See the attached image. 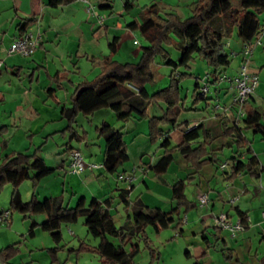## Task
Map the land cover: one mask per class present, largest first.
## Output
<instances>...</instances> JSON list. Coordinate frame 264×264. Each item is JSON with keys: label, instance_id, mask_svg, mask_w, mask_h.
Segmentation results:
<instances>
[{"label": "crops", "instance_id": "1", "mask_svg": "<svg viewBox=\"0 0 264 264\" xmlns=\"http://www.w3.org/2000/svg\"><path fill=\"white\" fill-rule=\"evenodd\" d=\"M196 1L185 0L191 10ZM47 2L48 0H0V59L3 61L0 71V161L10 154L32 155L40 148L37 153L44 161L47 171L36 179L37 189L41 188L43 180L49 183L44 199L60 197L64 203L68 192L70 197L67 205L72 204L76 197H83L87 206L93 198L103 201L114 197L113 205L118 206L112 210V205L111 214H115L114 218L117 217V221L114 220L116 225L121 226L124 217L118 213V208L122 207L123 210V206L116 198L118 190L125 188V184L118 181L119 175L107 174L104 169L88 170L80 175L70 174L68 171L69 152L73 149L82 153L86 163L101 165L103 139L98 135L91 138L85 132L80 143L73 149L69 145L66 147L64 161L59 155L62 145L54 147L48 143L57 136L69 140L68 133L65 132L67 122L62 118L61 110L71 108L72 96L79 84L92 82L101 73L104 60L110 54L109 44L112 39L118 38L113 60L119 63H135L141 55V48L146 45L137 31H130L125 27L135 21V18L124 24L116 20L110 23L111 18L107 19L102 15L104 21L100 23L95 16L86 12L78 0H70L57 8L48 7ZM90 3L96 7L99 15L98 10H112L113 7L111 0H90ZM101 6L110 8L100 9ZM132 7L133 3L125 0L124 12L121 11L120 16L128 14ZM216 19L222 23L221 19ZM27 21L31 23L25 27V32L41 36L38 48L27 58L7 55V49L20 36V27ZM233 32L234 30L225 37L230 42L226 46L224 44V47L230 48L231 57L235 54L233 58L235 57L237 64L236 69L232 70L233 75L229 76L238 72L241 62L239 54L243 47L240 39H232ZM261 46L253 50L252 56L260 52ZM123 51L124 57L120 59ZM250 71L256 73L253 68ZM200 76L197 74L195 79L198 81ZM259 88L260 86L255 92ZM232 94L233 91L228 86L220 84L209 92L204 104L194 101L190 107L185 106L187 109L179 115L175 128L164 129L171 145L177 146L182 142L186 129L202 125L211 138L209 151L217 156L215 164L202 167L184 191L187 201L193 207L185 215L180 212L181 236L187 234L189 237L187 242L191 250L186 254L194 263L264 264V191L259 189V184L264 183V152L252 149L249 141L252 150L249 157L258 161L253 173L246 170L232 176L230 167L224 172L218 169L221 157L228 160L235 156L234 146L228 148L229 140L222 136L221 130L222 124L230 127L235 122V112L231 107ZM215 100L226 107L224 114L212 110L211 103ZM248 106L261 110L254 94L250 97ZM119 110L120 106L114 105L91 116H84L83 119L89 123L95 121L98 125L107 123L122 133L126 145H135L134 162L127 163L120 171L121 174L129 175L136 169L129 199L139 198L145 206L163 212L171 210L174 206L171 187L179 180L194 175L195 171L176 153L167 172L160 178L155 177L149 167L157 162L162 153L157 148L162 140L155 145L151 144L146 121L136 118L119 120L116 116ZM164 110L165 105L162 103L153 105L147 110V115L160 118ZM79 117L80 115L76 118L77 121ZM74 131L76 132L75 129ZM35 143L40 145L35 146ZM226 150L231 153L229 158L224 156ZM240 153L239 160L246 162L249 157ZM201 195L207 196L206 205L199 206L197 198ZM232 199L235 201L231 202ZM237 211L245 216L246 227L231 239L227 231L215 226L214 218L224 214L231 223H235L239 218ZM123 215L126 216L124 211Z\"/></svg>", "mask_w": 264, "mask_h": 264}, {"label": "trees", "instance_id": "2", "mask_svg": "<svg viewBox=\"0 0 264 264\" xmlns=\"http://www.w3.org/2000/svg\"><path fill=\"white\" fill-rule=\"evenodd\" d=\"M69 2L70 0H48L47 6L57 8ZM107 8L110 7H100V9ZM157 11L156 5L144 7L141 12V22L135 20L125 26L130 31L139 32L148 43L141 48L139 63L120 64L113 60L118 44V38L114 37L109 44L110 54L104 60L101 73L92 82L81 83L76 87L71 108L62 109L61 116L67 122L65 132L68 133L69 140L81 141L82 138L72 127L79 115L91 116L99 110L119 105L117 119L146 120L151 144L162 140L159 147L162 153L157 162L149 167L155 177L160 178L167 172L176 153L195 171V174L179 180L171 187V200L174 206L166 212L145 206L139 198L130 200V191L125 188L119 189L116 199L123 206L126 216L122 225L117 226L111 214L114 197L103 201L93 198L87 206L85 199L81 197L75 207L64 206L60 197L38 200L36 177L47 171L44 161L37 153L40 148L32 155L19 153L5 155L0 163V190L6 184L11 185L10 208L22 214L24 218L28 215L45 217L40 224L33 220L30 222L29 236H34L36 228L48 233L56 245L51 251L52 254L62 241L61 226L74 224L81 217L84 218L83 225L87 234L98 240L94 251L101 257L103 264H133V258L138 253V245L132 242L141 238L147 240L146 227L151 226L155 232H159L173 226L178 231L177 234L181 235L180 212L182 211L181 215H185L193 207L185 197V187L202 167L214 165L217 161V156L209 151L211 138L202 125L186 129L182 142L177 146H172L166 137L164 129L175 128L178 117L184 110V101L181 100L178 86L183 74L176 72L179 67H188L196 55L210 69L209 84L215 86L219 77L230 65L223 40L232 30H236L237 38L243 43L261 38L264 47V25L258 19V15L264 12V0H197L193 5L191 16L184 21H180L173 14L161 18ZM216 18L222 20L224 33L211 27L212 21ZM29 23L31 22L27 21L20 27V35L25 33L24 29ZM169 34H173L177 39V42L173 41V45L180 53L178 62L172 61L163 49L164 43L172 42ZM158 55L162 64L172 69L171 84L163 90L150 94L146 87L155 80V57ZM198 89L199 80L195 79L194 101L206 102V98L197 94ZM160 103L165 105L162 116L149 117L147 115L149 107ZM244 111V119L235 120L230 127L225 124L221 126L222 136L229 140L228 148L232 145L235 148L233 153L235 156L227 162L232 176L246 170L253 173L258 165L254 157H249L252 155V150L245 132L252 130L253 134H258L264 141V114L259 109L248 106V102L244 106ZM96 132L104 141L102 165L105 172L112 175L118 173L129 159L122 133L107 123L99 125ZM240 152L249 157L246 162L239 160ZM26 181L31 182L32 194L28 202H23L19 187ZM237 215L243 223H246L243 214L237 211ZM113 240L117 241V244ZM127 244H130V251L125 249ZM82 248L85 249L84 246ZM9 253L8 248L0 252V259H5ZM221 253L225 254L223 250Z\"/></svg>", "mask_w": 264, "mask_h": 264}, {"label": "rangeland", "instance_id": "3", "mask_svg": "<svg viewBox=\"0 0 264 264\" xmlns=\"http://www.w3.org/2000/svg\"><path fill=\"white\" fill-rule=\"evenodd\" d=\"M133 3V7L129 10L128 14H124L122 17L121 11H123V4L125 0H111L113 3L112 10H98L101 15H104L107 19L111 18L112 20H116L120 23H125L126 21L130 22L135 18L136 21L141 22V12L144 7H150L152 5L157 6L158 15L161 18H166L168 14L175 15L180 21H184L188 19L192 10L187 6L185 0H130ZM93 4V2H91ZM97 10V9H96ZM258 19L262 25H264V12H261L258 15ZM212 27L224 33L223 24L218 21V19H214L211 23ZM138 36L140 33L138 32ZM143 43L147 46L148 43L141 37ZM169 39L172 41L171 44L164 43L163 49L168 53L169 58L178 62L180 53L177 50L176 46L173 45V41L177 42L176 37L173 34H169ZM225 39V38H224ZM232 39L236 41L237 34L236 30L233 32ZM230 42V39H225V46ZM144 45V46H145ZM225 52L229 56L230 65L226 69L227 75H233L232 70H235L237 67L236 60H234L233 56L230 55V48L225 47ZM124 51L120 53L119 58L123 59ZM139 56L138 60L135 63L137 64L140 61ZM116 61V60H114ZM248 67L253 68L258 76V81L260 86L257 92H254V98L257 102V106L260 107V111H264V47H260V52L256 53L254 56L250 58ZM117 62V61H116ZM119 63V62H117ZM127 62H123L120 64H125ZM155 80L151 84H147V90L150 94H154L160 90L167 88L171 84V68L166 67L162 64L160 55L155 57ZM210 69L206 65L204 61H202L196 55L194 59L188 64V67H179L176 73L183 74V77L179 83V91L181 100L184 101L183 108L190 107L194 103L193 91L195 85L196 75L199 74L200 79L208 74ZM84 73L85 70H84ZM226 86V85H225ZM224 87V86H222ZM210 91H213L215 88L210 86ZM232 91L231 89H229ZM232 97V96H231ZM204 104L203 101H197V104ZM264 114V112H263ZM84 116L80 115V117L75 120L73 124V129L78 132V136L83 138L84 133H88L89 137H94L97 134L96 128L99 127L97 122L91 121L90 123L84 121ZM91 120V119H90ZM88 120V121H90ZM77 121V123H76ZM146 121V120H145ZM147 124V121H146ZM84 129V130H82ZM148 130V125H147ZM245 137L248 141L251 142L252 149L257 151L264 152V141L261 140L258 134H253L252 130H247L245 132ZM61 137L57 136L53 139L49 140L48 145H62L60 150V156L62 161L66 159L64 156L66 154V147L69 145L72 149L76 146L80 141L72 140L69 141L67 138L60 139ZM90 138V139H91ZM256 141V143H255ZM150 142V140H149ZM255 144V145H254ZM261 144V145H259ZM38 146L40 144H34ZM155 145V144H154ZM160 145L158 144V150ZM83 148V147H82ZM156 148V149H157ZM155 149V150H156ZM154 150V151H155ZM43 152L45 150L43 149ZM127 152L130 160L126 162L132 164L135 160L134 154L135 145L129 146L127 145ZM153 153V151H152ZM224 156L229 158L231 153L226 150L224 151ZM229 160V159H228ZM228 160H223L222 157L219 159L220 163H226ZM1 163V161H0ZM123 165V166H124ZM122 166V167H123ZM121 169H119L118 173H115V176L121 174ZM128 173V172H127ZM51 179V178H50ZM60 182V181H59ZM62 184V183H61ZM60 184V185H61ZM49 183L46 180L41 182V188L36 190V196L38 200H44V193L48 191ZM124 186V185H123ZM12 193V187L10 184H6L0 190V214L8 211L10 213L9 219L4 223L0 224V252L5 249H10L9 255L5 257V259H0V264H103L101 257L97 252L94 251V248L98 245V240L90 237L87 234L86 228L83 225L84 218H78V220L71 225H62L61 226V235L62 241L59 245V248L55 251L54 254L51 253L52 249L56 248V245L51 240V237L48 233L43 232L39 228L35 229L34 236H29V226L30 222L36 221L40 224L44 221L45 217L43 215H28L24 218V216L16 211L11 210L10 208V197ZM19 193L21 195V199L23 202H28L31 198L32 194V186L31 182L26 181L22 183L19 188ZM64 206L75 207L77 203L78 197L72 202V204L67 205L69 201L68 192L65 194ZM70 195V194H69ZM118 205H113L117 207ZM118 213L122 215L123 221L125 220V216L123 215L122 207L118 208ZM115 214H112L114 216ZM114 218V217H113ZM182 218V217H181ZM117 221V217L114 218ZM173 226H170L167 229H163L159 232H155L151 226L146 227L145 235L147 240L140 239L138 241H133V244L138 245V253L133 258V264H193L194 262L187 257V252H190L191 246L188 244L187 239L189 238L187 234L183 236L177 234ZM115 244L117 241L113 240ZM85 247V249L82 248ZM126 251H130V244L125 246Z\"/></svg>", "mask_w": 264, "mask_h": 264}, {"label": "built area", "instance_id": "4", "mask_svg": "<svg viewBox=\"0 0 264 264\" xmlns=\"http://www.w3.org/2000/svg\"><path fill=\"white\" fill-rule=\"evenodd\" d=\"M80 4H82L86 10V12L90 16H95L98 22L102 23L104 21V16L97 14L96 7L90 3V0H78ZM41 42V36L39 34L35 35L32 32H25L23 35L16 37L9 48L7 49V55H17L23 58H27L33 55V53L38 48ZM262 45V39L259 38L257 40H252L250 42L243 43L242 50L240 52L241 62L239 65V69L236 75L229 76L227 74H222L218 83L213 86L215 89L218 88L220 84H225L228 86V89L233 91L231 97V107L235 111V120L239 121L245 118L244 106L249 101L250 97L254 94L255 90L259 85L257 73L251 72L248 64L250 62V58L252 57L253 50L257 46ZM235 56V54H232ZM3 61L0 59V71L2 69ZM210 85L208 74L199 79V89L197 94L200 97L207 98L210 92ZM132 89L131 87H129ZM211 108L214 112L224 114L226 111V107L223 106L218 100L212 101ZM196 127V126H195ZM228 168V164L222 163L219 166V171L224 172ZM100 169H104L103 165H96L86 163L82 153L79 150H71L69 152V167L68 171L70 174L80 175L85 173L86 171H97ZM139 171V170H137ZM141 171V170H140ZM136 169L132 170L131 174H120L118 176V181L123 182L125 184V189L130 191L133 182L135 181L134 173ZM259 189L264 191V183L259 184ZM199 206L206 205L208 202V198L206 195H201L197 198ZM235 201L232 199L231 202ZM10 217V213L8 211L0 214V224H4ZM262 218L264 220V213L262 214ZM185 223L186 220L184 219ZM215 226L219 230L227 231L229 233V237L231 239L235 238L236 235L240 232H243L246 223L238 218L235 223H231L226 215L219 214L214 218Z\"/></svg>", "mask_w": 264, "mask_h": 264}]
</instances>
